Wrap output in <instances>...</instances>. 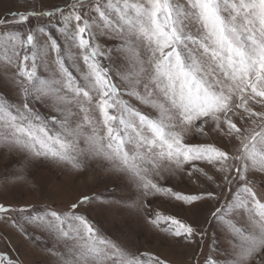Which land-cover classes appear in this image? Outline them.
Listing matches in <instances>:
<instances>
[{
	"label": "snow or ice",
	"instance_id": "snow-or-ice-1",
	"mask_svg": "<svg viewBox=\"0 0 264 264\" xmlns=\"http://www.w3.org/2000/svg\"><path fill=\"white\" fill-rule=\"evenodd\" d=\"M0 150V188L50 199L101 173L113 185L62 208L0 199V240L29 244L0 264H176V245L199 249L183 264H264V0L0 11ZM94 210L135 216L160 250Z\"/></svg>",
	"mask_w": 264,
	"mask_h": 264
},
{
	"label": "rangeland",
	"instance_id": "rangeland-1",
	"mask_svg": "<svg viewBox=\"0 0 264 264\" xmlns=\"http://www.w3.org/2000/svg\"><path fill=\"white\" fill-rule=\"evenodd\" d=\"M27 6V0H0V11L20 8L21 10ZM10 156H6L3 150H0V172L6 169L5 166L9 163ZM113 185L101 173L98 179L89 178L87 181L84 179L72 182L69 181L63 192L59 195L53 194L50 199H45L39 192L31 191L29 188H14L9 185L7 188H0V199L14 203V204H30L34 207H41L45 204L54 205L57 208L65 207L68 202L77 200L81 195H100L103 194L101 199L108 197V192L112 189ZM98 203V201H97ZM92 216L106 229L112 230L114 235H120L119 228L124 226L126 219L127 225L126 232H129L128 241L130 244L135 245L141 250L151 249L160 250V238L156 237L153 232L142 221H137L135 216H127L124 219L113 218L111 215L100 214L98 211H92ZM13 242L5 245L3 240H0V252H7L9 255L19 254L22 258L28 259L26 252L29 250L28 242L10 229ZM124 238V237H122ZM168 255L171 260L176 264H183L188 258V255L199 251V249H183L181 246L176 245L168 249ZM207 251V249H205Z\"/></svg>",
	"mask_w": 264,
	"mask_h": 264
}]
</instances>
